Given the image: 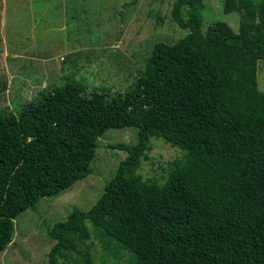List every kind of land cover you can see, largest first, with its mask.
<instances>
[{"label":"trees","instance_id":"obj_1","mask_svg":"<svg viewBox=\"0 0 264 264\" xmlns=\"http://www.w3.org/2000/svg\"><path fill=\"white\" fill-rule=\"evenodd\" d=\"M203 9L174 2L188 35L155 44L125 93L68 83L18 115L0 111V253L22 213L91 174L107 130L136 128L137 144L112 146L127 157L96 204L48 228V264H95L89 224L131 264H264V0L225 1L238 32L223 22L205 32ZM152 138L185 152L160 180L140 173Z\"/></svg>","mask_w":264,"mask_h":264},{"label":"rangeland","instance_id":"obj_2","mask_svg":"<svg viewBox=\"0 0 264 264\" xmlns=\"http://www.w3.org/2000/svg\"><path fill=\"white\" fill-rule=\"evenodd\" d=\"M176 0H0V111L18 115L40 94L68 83L114 97L125 93L143 71L159 42L174 44L188 35L172 20ZM226 0H203V30L217 22L238 32L240 15L226 14ZM264 93V61L259 63ZM136 128L109 129L98 140L91 174L58 196L41 199L15 221V235L0 253V264H48L55 242L48 228L65 222L74 208H92L127 153L116 144L135 145ZM143 159L145 179L168 177L169 164L185 152L152 138ZM164 180V179H163ZM162 180V181H163ZM95 264H131L132 254L107 247L92 225ZM120 261H118V259Z\"/></svg>","mask_w":264,"mask_h":264}]
</instances>
